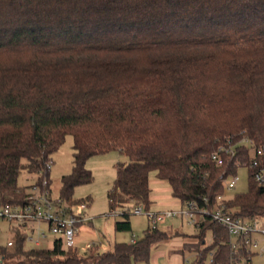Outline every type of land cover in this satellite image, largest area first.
<instances>
[{
    "label": "trees",
    "instance_id": "1",
    "mask_svg": "<svg viewBox=\"0 0 264 264\" xmlns=\"http://www.w3.org/2000/svg\"><path fill=\"white\" fill-rule=\"evenodd\" d=\"M72 134V170L59 198L91 183L88 159L119 150L109 212L130 231L132 208L151 200V171L180 202L225 195V178L248 165L249 187L223 203L235 217L264 218V187L253 178L252 140L264 146V0H0V201L23 202L22 169L47 178L53 154ZM234 146L225 163L211 155ZM181 253L187 264H251L240 238L213 217ZM211 234L206 242L207 233ZM1 264H134L170 237L148 226L142 239L79 253L61 240L33 247L15 230ZM250 256V258H249Z\"/></svg>",
    "mask_w": 264,
    "mask_h": 264
},
{
    "label": "rangeland",
    "instance_id": "2",
    "mask_svg": "<svg viewBox=\"0 0 264 264\" xmlns=\"http://www.w3.org/2000/svg\"><path fill=\"white\" fill-rule=\"evenodd\" d=\"M73 143L74 137L68 134L60 147L53 154V162L50 168V188L54 197H59L61 188V178L64 174L72 170L73 162ZM128 157L119 150H111L105 153L95 154L87 161V167L92 170L94 179L91 183L82 184L75 188L74 197L76 201L71 204L75 213H80L79 202L88 200V207L83 212L84 220L77 223L75 233V247L79 253H84L85 246L90 243L95 245L98 251H106L113 247L115 242L140 240L149 226L148 215L145 212H132L130 215L132 229L130 231H118L115 228V221L121 219L117 215L109 212L108 191L112 188L117 175V164L120 161H127ZM237 181L235 187L229 189L226 187V193L223 198L228 199L239 192H244L249 187V172L247 166H240L237 171ZM151 187L153 192L157 193L155 188H166L164 194L167 198L164 200L156 199L150 210L154 212H163L167 210L180 209V203L172 196L170 186L166 181L156 177V172L150 173ZM36 180V174L22 169L19 176V184L29 186ZM150 207V206H149ZM149 209V208H146ZM264 224V218L262 219ZM45 226V225H44ZM158 227L167 231L169 238L154 242L151 245L149 261H137L134 264H173L175 261L181 263L179 256L181 246L185 237L183 234H194L197 228L188 224L186 220L180 218H166L158 222ZM211 234L208 232L206 242H210ZM29 245V244H28ZM91 250V249H90ZM195 252L185 253V261H191ZM205 264H209L207 260ZM251 264H264V253L255 254L252 257Z\"/></svg>",
    "mask_w": 264,
    "mask_h": 264
},
{
    "label": "built area",
    "instance_id": "3",
    "mask_svg": "<svg viewBox=\"0 0 264 264\" xmlns=\"http://www.w3.org/2000/svg\"><path fill=\"white\" fill-rule=\"evenodd\" d=\"M251 148L250 165L254 167V181L264 187V146L256 147L252 140L245 139ZM234 146L219 145L213 151L211 158L216 165L225 163V154H234ZM239 166H247L237 162ZM237 175L225 178L227 188L235 187ZM224 195L219 197V201L212 207L205 198L203 203L198 201L180 202V209L154 212L146 209L144 204L136 205L132 212H145L148 215L149 225L158 226V222L166 218H180L186 220L188 224L199 226L206 216L213 217L217 222L227 227L230 236V243L233 250L237 249L241 238L248 251L252 253L251 258L258 253H264V224L262 217L253 219L235 217L226 210L223 203ZM88 200L79 202L80 213H75L73 206H68L59 197H54L47 178L41 182L34 181L26 191L23 202H1L0 201V231L5 232V237L0 236V264L4 258L2 247L12 249L15 246V230L20 229L26 234V243L33 247L52 248L55 241L61 240L65 249L75 247L76 225L85 219L88 207ZM114 215L117 211L112 212ZM4 224V225H3ZM45 225V226H44ZM134 241V240H132ZM93 244L88 243L85 250L91 249ZM250 258V256H249Z\"/></svg>",
    "mask_w": 264,
    "mask_h": 264
},
{
    "label": "crops",
    "instance_id": "4",
    "mask_svg": "<svg viewBox=\"0 0 264 264\" xmlns=\"http://www.w3.org/2000/svg\"><path fill=\"white\" fill-rule=\"evenodd\" d=\"M170 186V185H169ZM151 189H152V191H151V200H152V202H151V204H150V207H149V209H151V207L153 206V204H154V202H155V200L156 199H161V200H164V199H166L167 198V195H165L164 194V192H165V190H166V188H163V187H157V188H155V190H156V192L157 193H154L153 191V188L151 187ZM168 189H170V191H171V187H169ZM171 193H172V191H171ZM173 196V195H172ZM174 197V196H173ZM176 199V198H175ZM177 200V199H176ZM179 203H180V201L179 200H177ZM180 205V204H179ZM181 221H182V223H183V220L181 219ZM4 225V224H3ZM196 228V227H195ZM0 236H2V237H5V232L4 231H0ZM187 239H189V238H187V237H185V240H184V242L187 240ZM94 248H97L95 245H94ZM90 250V249H89ZM88 250V251H89ZM85 251H87V250H85ZM175 256H179L180 258H181V263L180 264H185L186 263V261H185V255H183L181 252H180V255H175ZM189 262V261H188ZM173 264H179V259H178V262L177 261H175Z\"/></svg>",
    "mask_w": 264,
    "mask_h": 264
},
{
    "label": "bare ground",
    "instance_id": "5",
    "mask_svg": "<svg viewBox=\"0 0 264 264\" xmlns=\"http://www.w3.org/2000/svg\"><path fill=\"white\" fill-rule=\"evenodd\" d=\"M227 207V206H226Z\"/></svg>",
    "mask_w": 264,
    "mask_h": 264
}]
</instances>
